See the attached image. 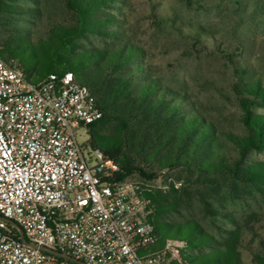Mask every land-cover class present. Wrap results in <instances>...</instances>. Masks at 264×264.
Here are the masks:
<instances>
[{
    "label": "built area",
    "instance_id": "2783aa9c",
    "mask_svg": "<svg viewBox=\"0 0 264 264\" xmlns=\"http://www.w3.org/2000/svg\"><path fill=\"white\" fill-rule=\"evenodd\" d=\"M102 117L72 71L34 81L0 56V264H177L185 242L157 246L152 187L90 144Z\"/></svg>",
    "mask_w": 264,
    "mask_h": 264
},
{
    "label": "trees",
    "instance_id": "16d2710c",
    "mask_svg": "<svg viewBox=\"0 0 264 264\" xmlns=\"http://www.w3.org/2000/svg\"><path fill=\"white\" fill-rule=\"evenodd\" d=\"M19 1H29L35 6L38 0H0V14L11 19L7 39L0 47V56L15 60L34 81L49 73L72 71L76 79L88 86L96 97L103 117L91 125L90 144L117 160L126 177L132 170L126 146L139 144L143 151H151L160 166H184L190 176H198L213 183L217 176L235 178L264 193V162L247 163L254 150H264V114L254 111L264 107V87L258 80H247L240 88V106L243 121L249 134L228 133L223 139L216 124L207 118L195 101L180 90L165 87L156 79L144 59V51L122 35L121 30L111 31L116 25L113 13L105 14L117 0H66L68 9L76 20L72 25L54 23L45 36L31 38L29 22L17 21L25 14L37 18V6L22 8ZM89 33L112 37L117 43L111 48L79 50L78 41ZM114 119L121 125L122 133L104 135L98 130L105 119ZM237 150L232 156L228 143ZM163 151L166 154L161 155ZM180 190L172 186L169 193L153 188L145 195L153 203L155 230L159 236L157 246L166 240L184 241L177 264H246L241 248L244 237L235 219V228L218 237L209 232L196 219L185 222L169 221V213L178 212ZM253 264H264V254L253 251Z\"/></svg>",
    "mask_w": 264,
    "mask_h": 264
},
{
    "label": "rangeland",
    "instance_id": "374dc122",
    "mask_svg": "<svg viewBox=\"0 0 264 264\" xmlns=\"http://www.w3.org/2000/svg\"><path fill=\"white\" fill-rule=\"evenodd\" d=\"M38 2L39 17L25 14L17 21L23 27L21 20L29 22L33 40L44 37L54 23L74 24L76 17L66 0ZM16 4L23 9L36 7L29 1ZM104 12L116 16V25L109 30L122 29L126 39L141 47L145 57L139 61H145L165 87L191 97L225 141L228 133L249 134L239 101L248 95H241L239 87L250 79L264 87V0H117ZM10 20L0 14V47L8 37L5 23ZM116 43L112 37L94 33L78 41L79 50L111 48ZM254 112L264 114V107ZM98 130L104 135L122 133L119 122L109 118ZM79 134L80 142L90 147L89 133L80 130ZM129 143L125 152L132 170L126 177L166 193L172 186L180 190L179 211L169 213V221L196 219L222 237L236 227L235 219L244 234V262L253 264V251L264 254V193L244 183L235 185L233 176H217L211 183L190 176L184 166L163 168L150 150ZM227 143L236 156L234 145ZM253 162H264V150L249 154L247 163Z\"/></svg>",
    "mask_w": 264,
    "mask_h": 264
},
{
    "label": "water",
    "instance_id": "95a60500",
    "mask_svg": "<svg viewBox=\"0 0 264 264\" xmlns=\"http://www.w3.org/2000/svg\"><path fill=\"white\" fill-rule=\"evenodd\" d=\"M22 237L24 238L23 234H22Z\"/></svg>",
    "mask_w": 264,
    "mask_h": 264
}]
</instances>
